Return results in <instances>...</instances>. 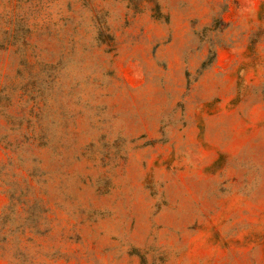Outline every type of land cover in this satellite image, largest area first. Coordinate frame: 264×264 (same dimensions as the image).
<instances>
[{
	"label": "rangeland",
	"instance_id": "1",
	"mask_svg": "<svg viewBox=\"0 0 264 264\" xmlns=\"http://www.w3.org/2000/svg\"><path fill=\"white\" fill-rule=\"evenodd\" d=\"M0 264H264V0H0Z\"/></svg>",
	"mask_w": 264,
	"mask_h": 264
}]
</instances>
